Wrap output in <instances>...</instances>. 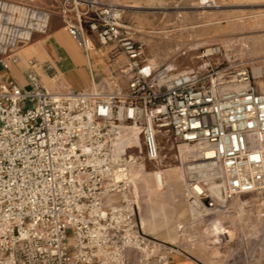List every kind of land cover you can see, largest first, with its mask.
<instances>
[{"label":"built area","instance_id":"obj_1","mask_svg":"<svg viewBox=\"0 0 264 264\" xmlns=\"http://www.w3.org/2000/svg\"><path fill=\"white\" fill-rule=\"evenodd\" d=\"M125 10L108 0H0L4 67L56 13L85 56L105 51L111 73L88 89L56 90L29 60L27 88L0 83V264H131L132 255L170 264L172 247L142 231L121 176L119 124L138 129L151 163L163 138L176 145L187 204L202 215L264 189V60L255 73L246 60L225 63L213 45L191 68L151 63ZM182 143L201 148L186 156Z\"/></svg>","mask_w":264,"mask_h":264},{"label":"rangeland","instance_id":"obj_2","mask_svg":"<svg viewBox=\"0 0 264 264\" xmlns=\"http://www.w3.org/2000/svg\"><path fill=\"white\" fill-rule=\"evenodd\" d=\"M17 1L41 6L53 3V0ZM108 1L141 6L125 10V20L132 26L133 36L142 45L145 57L153 60L154 64L173 61L179 70L191 68L201 62V53L213 45L222 46L225 63L246 60L254 68L264 60V31L262 23H255L258 17L254 16L264 10V0ZM260 18L264 19V16ZM210 21L219 22L194 27ZM104 58L108 64L107 57ZM99 66L102 67V63ZM105 67L106 71L100 70L96 81L111 75L109 67ZM44 84L50 89L56 86L47 81ZM113 129L120 131L113 134V142L119 143L123 139L121 142L124 145L127 141L122 149L118 144L123 157L120 159L128 164L136 156V167H146L143 177L151 189L155 187L152 172L158 165L179 166L175 159L176 145L171 146L166 138L161 141L159 164H154L143 157L142 137L137 131L124 126ZM168 173L170 176L167 173L164 176L176 182H169L161 192L148 194L144 181L138 183L136 189L131 183L129 186L137 201L139 225L140 221L145 224L142 231L172 247L173 259L170 261L186 260L188 264H264V189L240 194L238 198L232 197L226 206L193 220L179 173ZM240 201H244V204ZM214 219L220 221L223 231L233 230L231 240H227L224 232H219L216 242L206 235L205 228ZM137 259L132 255L131 264H139Z\"/></svg>","mask_w":264,"mask_h":264},{"label":"crops","instance_id":"obj_3","mask_svg":"<svg viewBox=\"0 0 264 264\" xmlns=\"http://www.w3.org/2000/svg\"><path fill=\"white\" fill-rule=\"evenodd\" d=\"M101 54L106 53L92 52L90 56H85L68 35L60 16L52 13L48 30L43 34L35 33L28 45L19 48L15 52L16 61L8 56L3 57L7 67L0 62V83L13 79L20 87L27 88L28 61L31 60L35 63L34 71L40 80L43 83L44 81L54 83L56 85L54 89L58 90L64 86L75 90L88 89L92 81L99 76L100 70L106 71L105 65L108 67L105 58L100 56L101 60H99ZM29 55L30 58H28ZM99 63H102V67ZM172 259L173 256L170 260ZM170 262L172 264L189 263L186 260Z\"/></svg>","mask_w":264,"mask_h":264},{"label":"bare ground","instance_id":"obj_4","mask_svg":"<svg viewBox=\"0 0 264 264\" xmlns=\"http://www.w3.org/2000/svg\"><path fill=\"white\" fill-rule=\"evenodd\" d=\"M249 3V2H248ZM119 4L120 6H122L124 9L126 10H129L131 8H140V7H136L134 5H126V4H122V3H117ZM264 7V6H263ZM181 12V11H179ZM179 15V14H178ZM254 16L258 17V19L256 20L255 23H259L261 24L262 23V31H264V19L263 18H260V17H263L264 16V10L256 13ZM246 16L244 17H240L238 19H242V18H245ZM249 18V17H248ZM260 18V20H259ZM253 21V20H251ZM219 21H210L208 23H204V24H198V25H195L194 27H198V26H201L203 27L204 25H207V24H214V23H218ZM221 24V23H220ZM240 28V27H239ZM261 30V29H259ZM211 47L207 48V50L209 51ZM105 52V51H104ZM96 53V52H95ZM99 54V52H97ZM99 60H101V57L99 55ZM150 62L151 63H154L153 60L150 59ZM254 72L257 73V67H254L253 68ZM122 127L124 126V128H129V129H132V130H135L137 131V134H138V129L134 126H130V125H126V124H119L117 127ZM115 133L119 134L120 131L117 130L115 131ZM139 135V134H138ZM123 139H121L122 141ZM119 141V143H117V141H114V149H115V152H116V158H122V151L118 149V144H120V148L122 149L123 146H125L127 144V141H125V144L122 145V142ZM204 148V151H205V154H206V158H211L213 156V151L211 148L209 147H205V146H202ZM199 148H201L200 146L198 145H194V144H187V143H182L178 146V149H179V152L182 154L184 153L186 156H192V157H195L196 156V152L199 150ZM136 156H133L132 159L128 162V164L126 163V161H123V163L121 165H119L120 167V171H123L121 176L126 178V182L128 184H132L134 186V188L136 189L137 188V184L140 183L141 181H144V172L146 171V167L141 165L139 168L136 167ZM159 164V162H158ZM168 172H178L179 173V179L182 180V183H183V186H185V178H184V172L183 170L181 169L180 165L179 166H169V167H159V165L154 169V171L152 172V175H153V179H154V185L155 187L153 189H151L148 184L145 182V190L146 192L149 193H152V192H161L164 187L170 182H176L174 179H171V178H166L164 175L165 173L169 174ZM149 174V173H147ZM146 174V175H147ZM172 175V174H171ZM144 176V177H143ZM170 176V174H169ZM177 179V178H176ZM148 180V179H147ZM152 183V182H151ZM150 183V184H151ZM130 184V185H131ZM174 187V186H173ZM185 192V190H184ZM217 196V192L216 191H213ZM249 193H252V192H246L244 194H249ZM160 196V195H159ZM161 197V196H160ZM164 197V196H163ZM240 197V195H236L234 196V198H238ZM136 204H137V201L135 199V197L133 196ZM162 198V197H161ZM166 198V197H165ZM152 200V199H151ZM161 200V199H160ZM174 201V200H173ZM240 203L244 204V201H240ZM226 206V205H224ZM188 210H189V214L191 216V218L193 220L195 219H198V218H201L205 215H209L211 214L212 212H214L215 210H219V209H206V212L204 213V215H202L199 211L195 210L194 208H192L191 206L188 205ZM141 223V222H140ZM142 224H144V221H142ZM142 224H141V227H142ZM145 225V224H144ZM143 229V227H142ZM223 229V225H221L220 221H218L217 219H214L213 221H211V223H209V226L207 228H205V233L208 237H211L212 238V242H216L219 240V232H224L225 234H227V240H231L232 237H233V230H222ZM216 254V253H215ZM214 254V255H215Z\"/></svg>","mask_w":264,"mask_h":264}]
</instances>
